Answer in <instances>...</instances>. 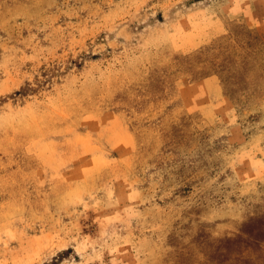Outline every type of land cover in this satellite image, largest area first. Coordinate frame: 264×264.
<instances>
[{
  "label": "rangeland",
  "instance_id": "374dc122",
  "mask_svg": "<svg viewBox=\"0 0 264 264\" xmlns=\"http://www.w3.org/2000/svg\"><path fill=\"white\" fill-rule=\"evenodd\" d=\"M0 264H264V0H0Z\"/></svg>",
  "mask_w": 264,
  "mask_h": 264
},
{
  "label": "crops",
  "instance_id": "0c3cea01",
  "mask_svg": "<svg viewBox=\"0 0 264 264\" xmlns=\"http://www.w3.org/2000/svg\"><path fill=\"white\" fill-rule=\"evenodd\" d=\"M246 22L249 26H255L256 22L251 21L247 16H245ZM204 82H195L192 84H187V86H184L180 89V97L182 100L183 105L187 109L191 110H199V112H202L203 109H206L208 106L207 104L198 103L200 101V97L205 96L207 92H211L217 95L216 91V84L214 85H205Z\"/></svg>",
  "mask_w": 264,
  "mask_h": 264
}]
</instances>
